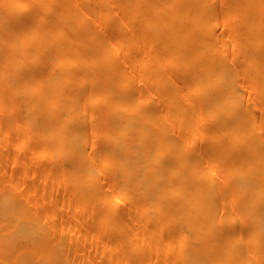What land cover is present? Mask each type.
I'll list each match as a JSON object with an SVG mask.
<instances>
[{
    "label": "bare ground",
    "instance_id": "obj_1",
    "mask_svg": "<svg viewBox=\"0 0 264 264\" xmlns=\"http://www.w3.org/2000/svg\"><path fill=\"white\" fill-rule=\"evenodd\" d=\"M7 1L10 4L0 10V32L10 27L11 22L17 21L18 11L19 14L27 12L29 2H40L27 0L23 4L18 0ZM62 1L59 15L66 8L76 6L73 0ZM220 1L224 2L217 8L214 0H117L114 5L116 9H127L126 19L120 22L112 16L114 7L108 4V0H82V10L75 12L68 21V32L65 33L67 40L61 41V27L52 28L50 21L53 19L47 18L46 13L42 14L57 1L50 3L41 0L45 3V11L38 7L34 12L33 23L30 25L32 30H27L26 23H22L20 28L15 26L18 30L3 39L8 45L0 54V67H4L5 58L11 64H16L17 56L21 54L28 55L29 60L19 63L14 72L35 66L32 61L35 50L24 49V44L32 41L35 36L45 45L48 59L55 57L58 67L57 72H50L45 77L34 75V72L18 84L17 91H30L25 95L26 105L30 106L28 116L32 118L36 113L41 114V134L46 140L41 144L34 143L27 152L29 156L26 164L41 159H54V150L58 157H63L65 153L61 149L65 144H69L70 154L74 151L72 147L82 127L80 121L75 120L74 113L66 111L63 117L45 120L60 107L53 94L55 90L60 88L68 94L61 102L66 108L69 99L74 96L70 92L75 88H84V82L90 79L96 92L94 102L98 104L109 100L110 105L104 110L106 142L96 155L98 161L94 155L88 157L90 167L87 173L91 176L89 187L92 190H83L85 178L81 173L77 180L72 176L68 185L78 189L75 195L82 205L92 203L104 210L101 222L106 221V214L110 212L114 229L124 219L118 208L113 207L114 211L109 207L113 196L117 195L115 203L123 197L130 199L128 213L137 210V199H142L140 214H146L151 209L156 215L149 226L141 230L132 227L126 237L149 238L147 248H133V251L145 253L149 261L163 257L166 264L264 262V139L256 131L251 117L252 110L244 106V92L238 85V79L256 81V88H262L263 91L264 106V0ZM38 13L42 14V22ZM220 14L230 24V39L236 41L237 54L243 60V66L250 68V76L241 69L240 64L229 70L228 60L219 56V46L211 28L213 20ZM89 16L94 17V20L90 21ZM97 19L102 24L110 23L109 27L105 31L97 29ZM134 19L136 27L133 35L127 34L123 29ZM75 23L79 24L78 28L73 27ZM141 36L148 39L150 45L154 42L155 48L146 51L148 59L137 62L133 52L128 55L127 62L131 68H140L152 61L156 63L154 69H151L155 85L162 90L165 104H174L175 123L182 133H191L190 142L200 138L210 140L211 144L207 146L210 153L206 157L211 166L207 169L203 167L201 151L187 152L190 142L183 141L181 133L168 135L167 124L152 111V103L145 91H141L133 100L125 93L130 86L129 70L117 63L114 56L132 48L134 41ZM70 42H75L76 48ZM83 45L88 50L84 49L79 56L76 49H81ZM66 47L70 50L61 58L60 52ZM222 47V50H227L229 46L224 44ZM230 48L233 49V46ZM83 62L89 64L82 71ZM176 64L185 73H189L184 87L192 95L189 99L198 102L203 108L198 113V119L193 107L177 88L167 85L163 79L162 70ZM198 64L201 66L197 72L186 71ZM74 68L79 70L72 71ZM148 79L146 73L141 74L138 83ZM41 86L48 88L52 97L38 92L36 88ZM43 97L49 98L48 105L42 102ZM0 121H5L7 128L3 136L10 137L15 117L8 115L7 119ZM204 123L206 125L203 128L196 127ZM68 124L71 127L69 135L65 130ZM13 130H19V126ZM22 132L26 136L16 142V159L8 160L0 167V263L70 264L68 249L64 245L66 239L56 235L52 227H42L27 205V199H23V190L16 188L22 176V173H17L16 167L20 165L17 158L28 150L34 136L26 127L22 128ZM51 141H55V144ZM147 142L144 148L137 146ZM216 146L218 148H214ZM120 150L125 156L130 154L132 159H127L125 163L118 161L116 155ZM163 153L168 157L159 164V156ZM109 156H112L110 165L106 163ZM220 161L224 163V169L219 170L215 167ZM111 167L120 171L122 186H114L112 194L98 191L92 178L94 168L104 172ZM72 169L73 173L78 169L81 171V160L73 163ZM8 175L10 179L7 182L5 178ZM221 175L225 179L223 182L217 178ZM148 185H153L152 190L143 191ZM224 190H231L235 197V221L231 211L217 213L218 194ZM241 223H244V227L237 230ZM166 232H170L173 239L180 242L176 249H168L158 239V236L161 238ZM81 234L80 229H76L70 244L78 243ZM84 235L86 238L92 236L87 233ZM242 238H250L245 255L240 250ZM97 244L101 248L108 247L112 253L120 250L118 243L111 247L98 239ZM258 247H261L260 254L253 261L252 256ZM158 248L164 251V255L161 253L160 256ZM22 250H28V253H21ZM172 254L175 259L169 262ZM129 256L124 255L120 264L128 262Z\"/></svg>",
    "mask_w": 264,
    "mask_h": 264
},
{
    "label": "rangeland",
    "instance_id": "obj_2",
    "mask_svg": "<svg viewBox=\"0 0 264 264\" xmlns=\"http://www.w3.org/2000/svg\"><path fill=\"white\" fill-rule=\"evenodd\" d=\"M21 3H26L27 0H18ZM50 3L55 0H48ZM57 3L54 4L48 11H45V3L44 2H29L26 6L27 12L22 14L18 13L17 21L15 23L11 22L10 27L5 29L4 31L0 32V54H2V50L5 49L8 45L4 38L11 35L14 30H18L21 27L22 23H26V29L32 30L30 26L33 23V14L34 12L40 7L46 13L47 18L53 19L51 22V27H61L60 36L61 41L66 39L65 33L68 32V21L71 20L73 17L72 15L75 12L82 10V0H73L76 6L66 8L61 15H59L60 10L63 6L62 0H56ZM163 0H160V2ZM258 1V0H257ZM117 0H108V4L112 7L116 4ZM224 2V1H223ZM220 0H214L215 7L219 8L223 3ZM0 10L5 9L10 1L7 0H0ZM260 10V9H259ZM258 10V11H259ZM258 11L256 15L258 14ZM112 16L119 20L120 22L126 19L127 9L125 7L118 8L114 7L112 9ZM42 14L38 13L40 18V22H42ZM167 15L169 13H166ZM88 19L90 21L94 20V17L89 16ZM133 19V18H132ZM100 19H97L96 27L102 31H105L110 23L102 24L100 23ZM78 23H75L73 27L78 28ZM17 26L18 28H16ZM136 27V20H132L128 23L123 30L127 34L133 35V31ZM174 30V29H172ZM211 32L213 35L216 36L217 45L219 46V56L226 58L230 65L229 70H233V68L238 67L240 64L241 69L248 74L250 73V68L243 66V60L238 56V46L236 41H232L229 36L230 32V24L228 21L225 20L223 14L217 15V17L212 22ZM182 39H184L182 37ZM67 40V39H66ZM227 44V50H222V45ZM72 47H75V42H70ZM199 45V44H197ZM150 46V47H149ZM233 46V49L230 48ZM76 48V47H75ZM131 48V47H130ZM128 48L127 51L116 53L114 59L120 65L126 66L129 70V88L125 91L128 93V97L133 100L136 99L141 91H145L147 94L148 99L152 103V111L156 114L157 117H160L163 123L167 124V131L168 135H172L175 133H181V139L183 141H189L192 138L191 133L184 134L180 129L179 125L175 123V113L173 112L174 104L166 105V101L163 97V92L160 87L155 85V77L152 76L151 73L156 63L148 62L142 67L138 68H131L129 63L127 62L128 55L130 53H135V58L137 62L141 59H148L149 54L146 52L149 48H155L154 42L150 45L148 39H144L142 36L135 42L134 46L130 49ZM25 50L34 49V57L32 61L35 66L29 68L27 70H18V72H14L15 69L18 68L19 63L25 60H29L28 55L21 54L17 56L18 62L16 64H11L8 59L5 58L4 67H0V120L5 118L7 119L8 115L11 117H15V122L13 123L11 129L12 134L10 137L6 138L3 136V132L7 129L5 121H0V167H3L8 160L16 159V142L18 139L25 137L23 135L22 128L26 127V129L31 130L34 133L32 136V143L29 146L28 150L24 152L19 158H17L20 162V165L16 167L17 173H22L21 179L16 183V188L18 190H23L24 197L23 199H27L26 203L30 207V210L33 212V215L40 221L42 227L49 228L52 227L53 231L56 235L62 236L66 239L64 242L65 247L68 249V258L70 264H120L124 255H130L128 262H124L123 264H166V260L162 258L155 259L154 261H149L147 255L145 253H140L137 251H133V248H147V242L149 238H131L128 239L127 232L132 227H136L137 229L141 230L144 229L146 226L151 224L152 219L155 217V212L151 209L147 211L146 214L141 215L140 209L142 208V199H137L139 202L136 206L135 211L132 213L127 212V208L130 204V199L127 197L121 198L118 202H114L117 199V195H114L109 201V207H116L118 211H120V215L122 216V221L119 226L113 228V219L111 217V213L108 212L106 214V221L101 222V218L104 215V210L98 209L96 206H93L92 203H86L82 205L77 197L76 193L78 189H73L68 185L71 177L73 176L74 179L79 178V174L81 173L82 176L85 178V188L84 191L92 190L89 187V178L91 176L88 175V170L90 167L88 157L90 155L95 156V160H97L96 155L101 150L105 142L104 136V129L106 127L104 121V110L110 105L109 100H104L100 103H95L94 99L96 98V92L94 91L93 87L91 86L90 79L84 82V88L78 90L75 88L70 93H74L69 99V106L64 108L61 104L63 99L67 97L68 94L62 89H57L53 92L56 95L59 106L58 109L52 114L45 118L46 121L58 118L59 116L63 117L66 111H72L74 113V117L76 121H80V125H82L81 133L78 134L76 139V144L74 147L73 153L70 154L69 152V144H65L64 147L61 149L65 155L63 157H58L57 151L54 150V154L56 156L54 159H41L38 162L33 164L27 163L29 154L27 153L31 147L35 144H41L46 142L43 138V131L41 123L42 117L40 113L34 114L31 118L28 116L30 106L26 105V98L25 95L30 93L28 90H23L21 92L18 90V84H20L24 78L33 75H40L45 77L50 72H57V64L55 57L52 59H48L47 57V49L45 45L40 42L37 36L33 37L32 41L26 42L24 44ZM74 49V48H73ZM85 50H88L85 45L82 46L81 49H76L77 55H82ZM70 50V48H64L61 50V58L65 57ZM221 50V52H220ZM151 56L153 57L152 51L150 52ZM150 60V59H149ZM155 61V60H154ZM84 63V62H83ZM89 63H84L81 66L82 71L85 67L88 66ZM200 64L190 67L186 69L187 72H197L200 68ZM189 67V66H188ZM152 69V70H151ZM79 69L74 68L72 71H77ZM150 72V73H149ZM147 74L149 79L144 81L143 83H138L141 74ZM78 75V74H76ZM162 75L164 81H166L167 85H171L174 88H177L179 93L185 98L190 106L194 109V115L198 119V113L203 108L198 102L190 100V94L185 91V82L189 73H185L179 64L173 66H167L164 70H162ZM80 76H78V79ZM7 81V82H5ZM238 85L243 89V96H244V106L247 107L249 110H252L251 117L254 119L255 127L257 133L262 136L264 139V106H263V91L262 88L257 89L256 81H249V80H242L238 79ZM78 83V80H77ZM46 87L36 88L38 92L42 93L43 95H49L50 90H47ZM9 92V93H8ZM158 94H161L158 96ZM49 97H52L49 95ZM156 97H158L156 99ZM44 104H49V98L44 99ZM49 107V106H48ZM66 109V110H65ZM165 116H167V122L165 120ZM24 122V123H23ZM158 121L154 124L156 125ZM23 124V125H20ZM169 124V125H168ZM204 124H198L196 127L203 128ZM19 126V130H13L15 127ZM68 126V128H67ZM69 124L66 125L65 130L68 135L70 134ZM194 130V129H193ZM19 135V138H17ZM54 142L55 141H51ZM78 142V145H77ZM183 144V142H181ZM137 145L139 147H146V145ZM210 140L207 141L205 138H200L198 140H194L190 142L188 147L189 153L192 152H199L201 151V155L203 157V167L206 169L211 166V163L207 159V155L210 153V150L207 149V146L210 145ZM53 146V145H52ZM54 147V146H53ZM214 148H218L217 146ZM213 148V149H214ZM166 155V158H165ZM117 160L121 163H125L127 159H132L130 154L125 156L123 151H118ZM167 154L163 153L159 156L158 162L159 164L162 163L165 159H167ZM112 156H109L106 160V163L110 165ZM81 160V171L78 169L75 173H73L72 164ZM223 162L220 161L216 165V169H224ZM94 168L92 178L96 184V189L98 191H105L106 193L112 194V189L114 186L121 187V173L118 169L112 168L109 171L99 172ZM80 171V172H79ZM223 175L217 177L219 181L223 182L225 179L222 178ZM10 175L5 178V181H9ZM232 180V179H231ZM223 186V185H222ZM153 185L146 186L145 190L143 191H151ZM141 198H143L141 196ZM217 213L221 211L224 213L225 211H231L234 221L236 220V200L235 197L232 195L231 190H224L218 194V202H217ZM114 210V208L112 209ZM116 211V210H114ZM136 215V216H134ZM137 218V220L135 219ZM96 225V227H95ZM244 223H241L237 226V230H241L244 226ZM76 229H80L81 237L80 241L75 245L70 244V239L73 238L74 232ZM184 232L187 234V230L184 228ZM125 233L124 235L119 234ZM159 232V229H157ZM89 234L91 237H85L84 234ZM102 239L106 243L110 244V246H116L118 243L120 250L118 252L112 253L109 248H101L97 244V240ZM158 239L166 244L168 249L173 248L176 249L180 242L174 240L172 234L170 232H166L163 235L158 236ZM243 239V238H242ZM237 242L239 239L237 237ZM250 242V238L243 239L240 241L242 245V253L245 255L247 253V246ZM82 247L80 248V246ZM259 246V245H258ZM89 249V250H87ZM159 249V248H158ZM261 247H258L256 250V254L252 256V260H256L258 255L260 254ZM16 253H20L17 251ZM21 253H28V250H22ZM130 253V254H129ZM164 255V251L159 249V254L161 256ZM175 255L172 254L169 259V262H173L172 260L175 259ZM86 257V259H84ZM141 260V262H140ZM264 262H255V264H263ZM1 264V263H0ZM38 264V263H34Z\"/></svg>",
    "mask_w": 264,
    "mask_h": 264
}]
</instances>
